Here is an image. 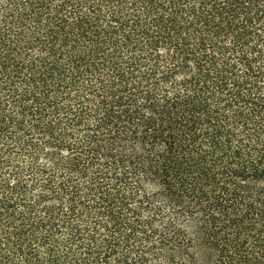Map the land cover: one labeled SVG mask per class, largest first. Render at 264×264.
<instances>
[{"label": "trees", "instance_id": "obj_1", "mask_svg": "<svg viewBox=\"0 0 264 264\" xmlns=\"http://www.w3.org/2000/svg\"><path fill=\"white\" fill-rule=\"evenodd\" d=\"M0 264H264V0H0Z\"/></svg>", "mask_w": 264, "mask_h": 264}]
</instances>
